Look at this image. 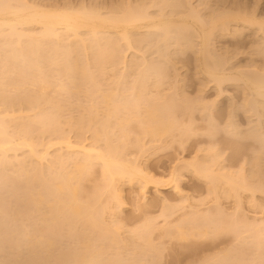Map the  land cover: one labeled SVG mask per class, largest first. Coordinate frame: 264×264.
I'll use <instances>...</instances> for the list:
<instances>
[{
	"label": "bare ground",
	"instance_id": "1",
	"mask_svg": "<svg viewBox=\"0 0 264 264\" xmlns=\"http://www.w3.org/2000/svg\"><path fill=\"white\" fill-rule=\"evenodd\" d=\"M33 1L30 2L28 0H0V90L1 91L2 90H7V91L15 90L16 91L17 89H23L25 85H27L28 83L29 85L30 84L32 85L33 87L32 90H35L33 101L38 104L37 106L36 104H34L35 105L34 110H36L37 108L38 110L34 112L35 114L32 113L33 115L31 117L29 116L31 118V119L29 118V120H31L29 121V123L33 121L39 124L41 130H44L48 126H49V129L51 130L50 127H52L53 124L60 125V122L57 120L59 118L55 119V121L57 120L56 121L57 124H55L56 122L53 120L54 118L52 119L53 115H51L52 113L50 110L54 109L52 107L56 105V108L57 107L59 108L55 110L58 111L59 109L62 108V106L63 108L65 107L64 103L66 102L63 103L64 99L63 100L61 99L62 100L61 103H63V105L60 108V106H58L60 99L58 100L56 97V99L58 100L57 101L55 100V97L52 98L48 96L47 94L48 90H50L52 86H55V85H52L53 80L55 82L56 80H59L60 82H58L59 85L55 87L56 89L52 88L51 90L55 89V92L57 91L58 94L60 93L63 96L64 94L68 95L70 93L83 92L85 94L84 98L89 97L88 99H86V101L90 102L89 103L90 105H88L87 107L88 109L87 112L89 113V115L91 113L89 117L92 120H90L89 123L91 124L93 122L96 124L97 119L101 118L99 117V115L96 116L97 115L96 112H99V110H101L100 116L104 115L103 116L104 119L103 117L101 118L103 119L102 122L100 120L102 124L101 126H104L107 129L109 128V130L110 128L111 130L114 129L115 131L119 129L118 133L120 134L115 132L116 134H118V136L116 134L114 136L117 137L115 139L117 140L119 139L120 144L122 143L120 147L124 146L123 142H125L124 140L123 142H120L122 141V139H120L121 137H123L126 140V138H128L129 136L132 139L133 136L136 135V138H135L136 142H134L133 144L131 143L130 139H129L130 142L128 140H127L128 142L127 141L125 142V144L126 143L132 144L130 146L131 147L133 146V148L136 147L135 150L136 149L138 150L136 155H138V152L139 153L141 152L140 154H143V151L146 149V146L148 147V145L150 144H153V147H155L156 150L158 149L161 151L162 150L167 151L166 149H168L169 147H172L175 144H176L175 146H178L184 149L187 145V142L196 133V130H198L196 129L198 127L196 128L194 127V124H195L194 114L196 112L198 115L201 116L200 118L201 121H205L203 123L204 124L206 123V126H205L206 132H208L207 137L209 136L210 139L215 140L219 132V129H224L226 130L227 133L232 134V135H235V134L240 135V131L238 132V129H240L242 126L241 124L238 123L236 119L235 120L237 122L234 120L235 112L238 111L239 109L244 110L245 113L249 115V117L250 116L252 117V115L257 116L256 119L258 118L257 119L258 121L253 120V123L255 121V123L257 122V124L253 126L254 124H252L251 121L249 122L247 120L249 124H247L248 122L246 124L249 127L248 129L246 127L244 129H246L245 133L251 132L249 135L246 134L248 138L249 136L251 137L253 136V139L257 138L258 141L261 143V145L258 144V146L261 147L260 150L262 149L264 150V126L262 125L264 124V69L262 68V71L258 70L257 68H256L257 70H253L252 69L253 67L250 68L252 66L251 64H253V63L250 64V60H248L249 63L247 62L246 64H244V65L250 64L248 68L242 67V63L241 65H239L237 62L236 63L241 67H239L235 63L238 66L236 67V65H233L232 63L233 62L232 56L229 55L231 58L227 56L230 53H226L227 55H225V52L220 53V50L228 51L226 48L229 49V47H224L223 49H220L217 52L216 48L217 47L219 48V46L215 45L216 43L215 41H217L219 38L221 39L222 37L223 38L231 37V39L234 38V39L242 40V37H244V32L247 30H250L254 34V37L251 36L252 38H250L251 39L250 41L252 42V39L253 38L255 39V37L256 39L259 38L258 41L259 40L261 41L260 46L261 47L264 46V19L262 18L260 19L258 15H256L255 10L257 9L252 10L253 8L252 6H250L252 7L251 9L247 6V8H249V11L244 10L245 8L239 9L243 1H241L240 6H235V5L232 6V7L234 6L239 7L238 9L236 8L233 9L232 7L227 8V6L223 7L225 3L222 6L223 8H221L220 6H217L218 3L216 5L212 3L213 5H215L214 8L213 7L212 9L210 8L208 10L209 12H206L204 14L201 13L203 10L200 11V9L203 7V4L205 3L203 2V0H202L203 4L200 5V3L198 2L199 4L195 5V6L200 5L201 7L200 9L199 7L198 8L194 7L191 1H187L188 3L187 8L184 10H179L180 3L177 0L175 1H177L179 4V5L176 4L178 9H176L177 7L173 5L172 3L171 8H169L170 10L167 9L168 8L167 6H170V3L169 5L168 3L167 5L165 4L167 0L163 2V4L166 5L165 9L167 10H164L163 8L164 6L161 3L162 0H159L161 2L158 1V3L162 4L163 6V7L161 6L162 9L161 7L160 9L158 8L155 9V6L157 5L155 4L156 0L155 1L154 0H134V1L130 0V2L126 1L130 3L128 4L129 6L126 5L127 3L123 2L126 8H124L125 6L120 5V4L118 5L117 3V5L115 6H120V8L122 9L120 10L119 7H116V9L118 8L117 9L118 11H115L116 9L115 10L113 9L115 7L110 8L111 10L108 9L109 7H106L108 11L107 10L105 11L106 8L103 11L102 8L99 9V8L91 7L90 4L88 5L89 2L88 3L86 2L88 5L87 6L85 4H82L83 2L80 4L77 3L78 4L77 5V4L72 3L71 1L68 4L66 3L57 4L56 3L57 1L55 2V4L49 3L48 2L49 0L45 1L46 3H39L38 1L37 2L35 1L33 2ZM171 1L173 2L174 0H171ZM175 1H174V4H175ZM42 2L44 1L42 0ZM161 4H158L157 7H159V5ZM232 4L230 3V5ZM244 5L241 7H245ZM92 6H94V4ZM102 6L105 7V5H102ZM210 6L208 3L203 9L205 10L206 7L208 8ZM247 38L249 37H245L246 40ZM254 42L255 44L258 43L257 41H254ZM251 44L252 46L250 45V43L247 46H250L252 48L253 42ZM257 45L259 44H256V48L257 50H259V48L261 47L258 46L259 47L258 48ZM124 47H126V50L132 49V51H136V49H139L137 47L143 48V51L145 50L146 53L144 52L139 53L141 49L137 50L138 52L136 51L134 53L135 54L139 53V55L144 53L143 55L145 57L147 56L146 55L147 52H151V54L153 53L152 51H148L152 48L154 50V53H156L155 54L156 57L158 56L159 59L157 58L158 60L154 59L155 61L154 60L148 61L147 57L146 59L143 57L141 58L142 62L140 63H138V61L137 62L132 61L130 63L128 62L130 64L129 66L130 68L127 66L126 63H125L126 64L125 65L126 68H125L123 64V71H124V72L122 71L123 73H125V71L127 70V67L130 70L137 69L136 71L134 70L136 73L139 72L138 75H134L138 78L131 77L133 80L135 79L133 82V87L129 88L128 87L129 85L126 86L127 91L130 89V94L128 93L130 95L129 97H128L126 90H124L125 94H123L122 92V90L125 88L123 84L122 86L124 87L122 90L120 89L121 87L116 86L118 85L117 83H119L120 85V82L124 83V81H126V78H125L126 77L125 75H127L126 73L125 75L122 73L121 77H119V75L121 74L120 73L117 76L118 78L116 77L117 81L119 79V82H116L114 80L112 81V85L114 82L116 83V84L114 83L116 88L115 87L112 88V86L110 88L109 86L110 84H108L107 86L109 88H105V89H109V90L111 89L110 91L104 90L102 88L104 90L103 91L100 89L101 87L96 89L98 86L96 87L95 84L100 85V86L102 85L101 83L97 84L98 83L97 79L94 80L95 77L93 75H95L96 73L95 74H92L93 72L90 73V70H91L90 67L91 66L92 68L94 67V70L96 71L99 69L98 71H101V72H98V71L97 72L99 74L102 73L103 75H105L104 72L106 71H103V70L108 69L109 66H112L114 68L118 64L121 65L122 63H124L125 55L123 56V54H125L126 50L125 51L121 50ZM250 47L248 49H250ZM146 48H150V49L146 51ZM248 49H246L245 51H247ZM253 49L254 47L251 50ZM260 50L263 53L264 51L263 48H261ZM254 51L255 49L253 50V52ZM187 52L188 54L189 52L192 53L190 55L191 56L193 55L194 57L196 68L200 70V72L203 74V76H205V78L209 81V83H213L219 95H222V93L224 95V91L226 90L224 88V85L229 82H230L229 85L231 84V82H234L235 84H237L236 86L241 85L242 87L240 90L241 91L240 93H243L245 96L243 94L242 95L240 94L241 96L240 95L239 96L240 97L244 96L243 97L244 99L242 98L244 102L242 101L243 103L241 105L243 108L240 106L241 101L236 104L237 100L235 101L234 99L232 103L235 102V106L237 105L238 110L236 109V107H235V110L233 109L234 107L230 109L228 107L229 106L232 107V106L226 105L227 108L229 109L228 112L226 111L228 113L227 114L228 119L231 118L233 120L230 122H226L223 128H220L221 123H217L218 119L220 118H219V114H215L217 113L215 112L216 110L215 107L217 104L216 100H212V101L206 100V98L204 97L205 95L204 96L202 95L203 94L202 92L205 90L203 88H202L203 90L200 88V90L196 91V93H198V94L195 93L197 97L195 95L189 96L187 94L189 91L184 93V89L182 88L184 86L181 87L180 85L183 79L180 78L182 74L179 75L178 71H180V69L182 68L180 67L179 69L176 58L178 55L183 56ZM234 52H232L231 50V53H234ZM248 52L251 53L250 51ZM257 52L258 51H256V53ZM259 53L257 55L253 54V56L256 55V57H259L258 56ZM262 53L260 55H262ZM143 55H140V56H143ZM235 55L237 56L236 53L233 54L234 57ZM122 56H123V59H122ZM191 56H188V57H191ZM81 57H85L83 58L85 62L83 61L84 64L80 65L79 61ZM137 58L139 59L140 57H137ZM153 58H151V60ZM251 58H253L252 55H251ZM138 59H135V60H138ZM122 60L123 62H121ZM256 64H258V62ZM253 65L255 69L256 65L255 64ZM259 67H262V66H259ZM168 69L173 70L174 77H172V72H171V77H170V74H169L170 72L168 73ZM176 71L178 73H176ZM197 72L199 73V71ZM111 73H113V71ZM77 74L81 75L84 78V79L82 78L83 79L82 81H84V83L80 81L82 85H86L90 83V85L88 86L96 87V88L92 87L93 90L94 89L96 90L92 91L90 90L92 88H87V86H82L81 84L80 86L79 85L76 86L79 81L78 78L81 77V76L78 77ZM76 76L78 77L77 79H76ZM197 77H198V74H197ZM17 78L18 80L20 78L21 82L18 81ZM89 78L90 79L92 78L94 81L91 79L92 81L90 82ZM121 78L123 82L120 81ZM109 79H110V76H109ZM87 80H89V82ZM95 81H97V83H95ZM93 82L95 84H92ZM66 83H69L71 87L70 85H67ZM166 83L167 85H170V86H166L165 85ZM73 84H76V85H73ZM102 84L104 86V83ZM126 84H128V82ZM163 85L165 87H169L170 89L174 88L173 93L169 92L170 91L169 88H168L169 91L166 90L167 88L166 89L163 88L161 90ZM178 86L179 88L177 89ZM117 88H119V90L121 91V94L120 92H115L116 90L114 91V89H117ZM152 89L154 91L156 90L155 93L152 91ZM166 91L168 92V94ZM17 92L19 91L17 90ZM225 93L227 95V91ZM8 94L11 95V93H8ZM29 94H31V92H29ZM184 94L185 95L187 94V96H185ZM7 95L6 97L9 98V96ZM125 95H127L128 98L125 97ZM0 96H2V93ZM30 96H33V94L28 95V97ZM57 96L59 97L60 95H57ZM178 97L179 99L180 98L181 99L179 100ZM228 97H230V93L228 94ZM24 98L26 99L27 97H24ZM33 98L30 97L27 99L32 100ZM232 98L233 97H231L230 99ZM4 99H5V96H4ZM52 99H54L55 101V105L53 104V106L51 105L54 102L52 101ZM94 100H96V102ZM79 101H78V104H79ZM22 102H25V104L29 103L26 101H22ZM43 103H46L50 110L47 108H45L46 111L45 109H42V106L39 104L44 105ZM97 103L99 105H97ZM5 104H9V103L5 102ZM5 104L3 106H5ZM13 104H15V102ZM13 104H10V105H12V107H15L16 104L15 105ZM27 106L29 105L27 104ZM12 107L10 106L9 108V106L7 105L5 109L3 108L4 110L1 111L0 109V181L2 180L5 181L6 179L14 177L15 175L16 176L14 178L17 179L16 180L17 182L20 179L19 184H22L21 182L23 181V184L25 185L24 190L22 188H19V189H22L20 191L24 192L22 193L24 195H23V198L21 197L22 198L21 202H24L23 207L25 206L26 208L24 209L25 211H27L25 212L26 214L23 213V215H25V217L23 216L24 220L21 215L22 212L20 211L19 213L18 210H17L18 213L16 212V214H12V216H9L12 213L10 211L15 210L13 209V207L15 205H19V204H16L20 200L18 198L21 196V195L19 196L18 194H17L19 196L17 198L18 201L14 204V206L12 205L13 207L10 205L12 207L10 211H8L10 209V206H7L8 203L7 205H4V204L0 205V236L5 234L6 236L4 235L5 238L3 236V240L4 239L7 240L8 237L11 235V237L7 241L8 244L4 242L5 240L3 241L2 239H0L4 242V244H2V241L0 242L1 243L0 252H3V250L6 249V248H3L5 246L6 247L8 246L7 249L9 247H11L12 250L15 249L16 251L15 250L12 251L11 248H9L10 253L13 252L11 254V260H14L12 261V263L14 264H162L163 262L162 259H164L165 257L163 256L165 254L163 251L166 250L164 249L166 246L163 245L165 247L162 248V245H158V244L159 243L163 244V242H160V241L164 237L165 239L168 237V242L171 245H173L174 250L177 251L178 255L179 253L189 255V257L187 255V259L185 258L186 260L183 262V264H242L243 261L245 260L244 257L242 258L240 257L241 255H238L240 252L238 254H235L237 256L232 255L231 253L232 249H227V250L226 248L216 249L215 247L213 249L208 248L207 250L208 253H206L207 252L206 250H199L198 252H196L197 250L195 251V249L197 248L196 242H198V240L195 242V240L197 239L196 236L201 237L202 238L201 240H203L208 235H212L211 233H213V230L215 231L214 234L217 233L216 231H218L220 228L218 229L216 225L219 226L220 223L217 222V224H215L216 222L214 223V221L213 222L210 221L205 224L203 222V225L204 224L205 225L204 226L202 225L201 227V223H200V227H199L197 226V222H196L199 220V218L195 217L197 216L198 213L194 210H193L194 211L193 213L195 214L196 212L197 214L196 215L191 214V215H193L192 217H195L192 220L196 218L198 219L196 221L194 220L195 221L194 224L196 225L190 226L191 223L193 222L190 217H189V220L191 221V223L189 220L186 219L188 216H191L187 214L188 211L185 213L187 215H185L184 218L182 216L180 220L173 221L174 224H170L171 222L169 223V221L167 220L168 218L173 216V214L175 213V212L173 213V211L174 210L176 211L177 210L176 208L180 207L178 209L180 211L181 206H182V209H181L182 211L185 205L186 207L188 206V203H183V202H187L190 198L188 197V195L187 196L185 195L180 185V183L182 182V178L185 177L184 176L185 172H190L194 176H196L197 179L205 182V185H207L208 187L207 192L215 193L216 196L220 195L219 197H222L224 195H226V197L227 196L230 197L232 195V197L235 196V198L237 196L236 199H238V197H240L241 192H250L251 195L253 196L256 193H258L264 196V189L261 186L262 185L261 182L258 181L259 182L258 185L260 186H258L257 183H256L257 186H255L254 184L255 182L254 183L252 182V184L249 182V179L250 181H252L253 178L259 175V173L260 175L258 178H260L261 176L262 169L260 170L259 167L261 165L260 163H262V160L259 157L254 159L257 153L253 157V163L255 164L254 166L255 170L254 168H252L254 164L251 163L252 164L251 171L254 170V172L250 171L249 175H247V173L244 174V173L238 172L239 173L238 175L233 176L230 173L223 172V169L225 168V166L223 168L222 163L219 162V158H220L219 155L217 153L216 154L213 153V155H210V154L208 155L207 150H205L207 153L205 154L208 156H206L205 154L202 157L201 155L200 156L195 155L191 159H187V160L181 159L178 162L176 160L177 163L176 164L174 163L175 165H173L174 167H172V170L169 173L168 178H167L168 181L166 182H168L167 184H170L174 188L173 189L175 190L174 192L178 194L179 197H181V198H178L180 204L172 205L174 203H171L173 201H170L171 203L170 205L169 199L165 198L164 196V200L168 199V203L166 202V200H165V203L164 202L163 204L161 203L163 205V207H161L163 208V210L161 209L162 210L160 213L161 215H157L154 217L150 216V218L146 217L144 218L145 219L144 222L137 223L138 224L137 226L135 225L131 228L129 227L130 229L129 230L127 229V231H125L126 229L124 228L125 226L124 223L122 224L120 222L121 220L120 221L114 220V218L117 216V214H119L124 204V202H122L123 200L121 201V198L123 197V196L121 197V194H120L122 190L121 187H123V185H126V184H129L131 186L134 184H137L138 185L137 187L139 190L136 191V194L138 192L139 193L138 196H140V199L142 198L146 200L147 196L145 197V195L148 189L150 190V188L153 187V189L155 188V191L158 190L157 192H159V185L161 188L160 183H162V185L164 184L162 182V179L159 180L158 178L156 180L155 177L150 176L151 174L145 171L146 169H144L143 165H141L140 162L138 163V159H139L138 157L140 154L138 155V157L132 154L133 156H131L130 159L129 157L127 159V157H125L124 155L125 153L122 152L124 151V148L127 146V144L123 148H119V145H115L116 142L114 141L115 140L114 139L113 141L115 144H113L112 142L111 143L112 145H111L109 143L110 141H112L109 138L110 136L109 132L111 133V131L108 130V133H107V129H106V134H108L107 141L109 140L108 142L109 144L105 140L106 145H104L105 147L103 146V148L101 147V149L97 147H91L90 145H89L90 147H87V145L85 146L84 144H82L83 140L81 141L82 145L73 144L71 143V141L70 142L67 141L66 138H64L65 140L62 139L64 136L60 137L61 139L59 138V140L56 139L57 141L55 140L48 141L51 139L50 138L45 143H42L44 141L36 143L35 140L33 141L34 138L31 136L33 135L32 133L33 128L25 125L24 123L23 124L19 123V120L21 118L20 116L17 117L16 115L17 111H15L16 108L13 109ZM0 108L2 107L0 106ZM32 108H33V105H32ZM80 109L82 110L83 107ZM80 109L78 108L77 111H79ZM61 110L63 111L64 109H61ZM94 111L96 115L94 114ZM244 111H243V115L245 114ZM30 112H33V110ZM92 113L96 116V118L94 115H92ZM92 116L96 119L95 122H94L95 119H93ZM77 117H80L81 119V116H77ZM17 118H19V120ZM64 118L66 119V117ZM84 118L89 119L85 116ZM200 119L198 120L200 121ZM71 120L70 122L72 124ZM20 121H22V119ZM84 121H83V125H84ZM33 122L31 124L28 123V125H32ZM63 122H64V119H63ZM67 122L68 121H66V123ZM81 122L82 121L80 120L79 123L82 125ZM235 122L240 125L239 128H238V124H236ZM81 125H79L80 127L78 126L79 129L77 128L79 131H80V128L83 127V126L81 127ZM32 126H34V124ZM65 126L63 128H65ZM87 126L89 127L90 125H86V128ZM53 127L54 128L52 129H55V126ZM73 128H76V127H73ZM84 128H82L83 132L85 131ZM97 128H99L100 130L99 126L96 127V129ZM229 128H232V130H229ZM49 129L46 128L45 130L47 131ZM92 129L94 130L95 127ZM71 130L72 129H70V131ZM240 130L243 132L242 129ZM95 131L91 132L92 135L94 134ZM102 131H103V128L101 127V132ZM56 132L57 131H55V133ZM83 132H81V134ZM86 132H87V129H86ZM103 133H105V130L103 131ZM113 133L114 132H112V134ZM245 133L243 134L241 133V135H244ZM57 134L58 132L56 133V135ZM76 134H78V132ZM106 134L104 135L106 136ZM29 135L32 138H30ZM37 135H39V133ZM100 135L101 134H99L98 132L96 135H93V137L96 136L97 138H99ZM246 135H244V137H247ZM103 137L104 136H102V138ZM104 138L106 139V137ZM111 138L113 139L114 137H111ZM99 139H97V142ZM133 139H132V142L134 141ZM146 139L148 140L149 144L148 143L146 144L145 142ZM38 143H41V144H38ZM135 143L136 145L137 144L138 145L134 146ZM91 145L93 144L91 143ZM55 146H59L60 148L58 149L60 150L59 154L56 153L55 155L54 153L51 155V159H53L52 156L55 159V165L50 166V164H46L47 166H49V168H47V166H45L44 164V167L47 168V171L44 172L43 170L45 168H42L43 167L42 164L44 163L43 161L47 160V158L50 157V154H51L50 151ZM40 147L42 148L41 150L39 149ZM120 149H123V150L120 151ZM210 149L211 147L208 146V151ZM215 149L216 148L214 147L213 150ZM56 150H57L56 148H55V151L53 149L54 152H56ZM62 150L66 153L61 152ZM263 150L261 151L263 153H262V156L260 157L264 156ZM20 151H23V155L25 156V158L28 157L27 161L29 162L25 160L24 156L23 158L22 156L19 157V155H21L19 154ZM152 151H153V148H152ZM203 152H204V149H203ZM261 152L258 151V153H261ZM24 153L27 155H25ZM21 159L24 162L26 161V163H30L29 167H27L28 164H26L27 166H25L24 162ZM255 160L257 161L256 163L254 162ZM69 162L70 164H68ZM96 164H99V167H100L99 171H101L100 173L101 179L97 175L96 176L101 181H98V184L96 183V181L92 182L93 183L92 184L90 180L92 177L90 178V176L93 175L92 168ZM54 166H57L56 169ZM9 167H11L12 170L16 169L15 171L17 173L15 172L14 176L11 174L9 170H7V168ZM38 170L40 171V173L38 172ZM41 170L46 175L42 174L43 172ZM5 171L6 172L9 171L10 174L8 172L9 175L7 176ZM47 172L49 173L47 174ZM236 173H234V175ZM87 179H88V182L90 181V183L92 184L91 188H89L90 186L88 187V185L84 188L82 187L83 183L87 181ZM13 180L14 179L11 178V182ZM92 180L94 181V179ZM5 182H7L5 184L8 185V182L10 181L6 180ZM14 184L16 183L11 184L12 185L11 187H13ZM15 186H18V185H15ZM87 187L89 188V190L86 189ZM1 191L3 190L1 189ZM14 193H18V192L14 190ZM103 196H105V198H103ZM219 197L217 199H219ZM9 200L11 199L7 198L6 201H9ZM2 201H3L2 203H6L4 199ZM190 201L192 200L190 199ZM192 202H190V205L187 208L185 207V209H188L189 207L195 209V207H197V204L195 206L196 202L195 203L194 202L192 203ZM5 206L9 207V209L6 210L7 208L5 209ZM191 208H190L189 214L192 211ZM5 215H7V217ZM159 216H160V219L163 220L161 221V223L160 221L159 222L156 221L158 220L156 219V217L159 218ZM203 216L206 218V215H203ZM15 217H17L18 219L19 218L21 219L19 220L22 224V227L27 226V224H29L30 222L29 224L30 226L29 225L27 226L28 229L27 227H25L24 229L20 227V229L21 230L23 229V231L22 232L21 230L18 231L17 229L18 221L17 223L10 222L11 220L12 222H16V220L14 219ZM12 218L14 219V221ZM25 219L26 221L28 219L26 225L24 222ZM206 220L209 221L210 219H206ZM37 221L39 222L41 221L42 225H40L39 222L38 224L42 227H40L36 223ZM155 221L160 224H157ZM166 222L168 223L167 225H166ZM31 223L34 224V226L32 225V227H35V228L33 229L31 228ZM43 224H44V229H40V228H43ZM211 224H214V226H216L215 227L216 230L214 229V226ZM168 225L171 228H173V230L171 229L169 230L170 227ZM186 225H188V227ZM165 226L166 227L168 226L166 229L167 231L166 230H164L165 232L162 231L164 234L162 233L163 236L162 234L159 236L161 238L159 242H157L158 244H156L155 242H152L151 235L153 231H155L154 229L157 228V230L158 229L160 230V227L166 228ZM226 226H224V228L227 231ZM29 227L31 228V232H28L30 231ZM37 227L39 229H37ZM62 229H65V234ZM209 229H212V231ZM125 233L129 235H124ZM233 233H236V231ZM239 233L237 232L236 234L238 235ZM236 234L233 236L235 237ZM60 235L62 239H63V236L65 237V239L66 237L67 238L70 237L72 239L70 245H68L69 243L67 244L66 242H64L65 243L64 246L68 245V247L64 248V250L62 249L60 250V248L59 249L57 248V245L60 244L62 240L61 239L60 242H58L59 241L58 237H60ZM192 237L193 238L196 237L194 238L195 240ZM240 237H241L240 234L236 236V240L238 242L240 241V239H242ZM190 238H192L193 240V241L192 240L190 241L192 243H189ZM233 239L235 240V238H232V240ZM130 240H134V241L130 242ZM253 240H255L254 241L255 250L257 251V250L262 249L263 247L262 240H264V238L262 240H259L258 238L252 237L251 241ZM63 241L61 242V244L63 243ZM243 241H244L243 242L244 245L246 246L248 241L246 240H243ZM5 243L7 245H5ZM240 243L242 242L241 241L239 242V246H241ZM243 243H242V246H243ZM56 248L57 250H60V251H57ZM198 249L200 248L198 247ZM211 249L212 251L209 254V251ZM22 251H25V253L27 254L26 255L27 260L26 258L25 260H23L24 259L23 257H25V255H22L24 253ZM193 251L196 252L197 254L193 253ZM198 253L202 255V258H201V255H199ZM245 253H246V250H245ZM13 254L15 255L13 256L14 259L12 258ZM16 254H17V258H16ZM20 254L21 256H23L21 259H20L21 256H19ZM204 254H208V255L203 256ZM243 256H246V255H244L243 253ZM7 258L8 260L10 259L9 257ZM7 258H5V260ZM5 260L3 262H5ZM16 260H18L19 262L18 261L16 262ZM23 261H25V263H21ZM12 263L9 262V264H12ZM247 263L249 262L247 261Z\"/></svg>",
	"mask_w": 264,
	"mask_h": 264
},
{
	"label": "rangeland",
	"instance_id": "2",
	"mask_svg": "<svg viewBox=\"0 0 264 264\" xmlns=\"http://www.w3.org/2000/svg\"><path fill=\"white\" fill-rule=\"evenodd\" d=\"M28 1H33V0H28ZM35 2H39V3H46L45 1H48V0H43L44 2H42V0H34ZM33 1V2H34ZM57 1V2H56ZM58 1H60V2H58ZM63 1V2H62ZM66 1V2H65ZM72 2V3H74V4H77V3H82V4H85V5H87V3H88V5L90 4V6L91 7H94V8H102V10L104 11V9L106 8V7H109L108 9H110V8H113V7H115V8H113L114 10L116 9V7H119L120 8V6H115V5H117V3H118V5L120 4V5H123V6H125L124 4H123V2H125V3H127L126 5H128V4H130L129 2H130V0H49L48 2L49 3H54L55 4V2L57 3V4H64V3H66V4H68L69 2ZM79 1V2H78ZM126 1H129V2H126ZM134 1V0H133ZM155 1V0H154ZM153 1V2H154ZM158 1L159 0H156L155 1V4H157L156 6H155V9L156 8H158V9H160V7L162 6V4H163V2L165 1V0H162V2L161 1H159V2H161V3H158ZM167 1H169V2H167ZM166 2H165V4L167 5V3H168V5H169V3H170V6H167L168 8L167 9H169V8H171V4L173 3V5H175L176 6V4L177 5H179L178 4V2L177 1H179V3H180V8H179V10H184V9H186L187 8V1H191V3L193 4V6L194 7H199V9L201 8L200 7V5L201 4H203V2H208L209 3V6H210V4H211V6L210 7H206L205 8V10H207V11H205L203 8L208 4V3H206V5H205V3L203 4V7L200 9V11L201 10H203L201 13H206V12H209L208 10L211 8L212 9V7L214 8V6L217 4V6H220L221 8H223V7H225V6H227V8L229 7H232L233 5H235V6H240V4H241V1H243L242 2V4H241V6H243L244 4H245V2H246V4L244 5L245 7H241L240 6V8L239 7H232L233 9L234 8H236V9H244V10H246V11H249V8L251 9L252 7V10H255V9H257V10H255V12H256V15H258V17L261 19H264V0H203V2H202V0L200 1V0H177V1H175V4H174V1L172 2L171 0H167ZM217 1V2H216ZM227 1V2H226ZM245 1V2H244ZM87 2V3H86ZM91 2V3H90ZM95 2V3H94ZM200 3V5L199 6H195V5H197V4H199ZM202 2V3H201ZM94 4V6H92L93 4ZM116 3V4H115ZM215 4V5H213V4ZM226 5H225V4ZM230 3L232 4V5H230ZM235 3V4H234ZM238 3V4H237ZM250 5H249V4ZM92 4V5H91ZM109 4V5H108ZM158 4H161V5H159V7H157L158 6ZM165 4H163V8H164V10H167V9H165ZM223 4H224V6H223ZM78 5V4H77ZM87 5V6H88ZM99 6V7H97V6ZM102 5H105V7L104 6H102ZM151 5V4H150ZM183 7H182V6ZM229 5V6H228ZM101 6V7H100ZM129 6V5H128ZM174 6V7H175ZM223 6V7H222ZM247 6L249 7V8H247ZM250 6H252V7H250ZM104 7V8H103ZM122 7V6H121ZM162 7H161V9H162ZM177 7V6H176ZM124 8H126V6L124 7ZM154 8V7H153ZM172 8H173V6H172ZM108 9L106 8L105 9V11L107 10L108 11ZM112 9V10H113ZM118 9V8H117ZM115 10V11H118V10ZM176 9H178V7L176 8ZM111 10V9H110ZM120 10H122L121 8H120ZM124 10V9H123ZM170 10V9H169ZM211 11V10H210ZM261 16V17H260ZM250 30H247V31H245L244 32V37H242V40L241 39H231V37H229V38H227V37H222L221 39L219 38L218 40H219V42H218V40L217 41H215L216 43H215V45H217V46H219V48L217 47V46H215V47H217L216 48V50H217V52L220 50V49H223L224 47H229V49L228 48H226L228 51H226L225 49V51H223V50H220V53L222 52V53H224L225 52V55H227L226 53H230V54H228L227 56H232V59H233V65H236L237 63L239 64V65H241V63H242V67H249L250 66V64L251 63H253V64H255L256 66H255V69H254V65L253 64H251L252 66L250 67V68H252L253 70H261L262 71V68L264 69V55H263V53H264V51H263V53L261 52V48H263V50H264V46H260V40L258 41V39L259 38H257L256 39V37H255V39L253 38L252 39V42H253V47H254V49H255V53L253 52V50H251L252 48L250 47V46H247L249 43H250V45L252 46V42L250 41L251 39L250 38H252V37H254V34H253V32L252 31H250ZM247 35V36H246ZM252 36V37H251ZM245 37H249V38H247V40L245 39ZM231 40V41H230ZM239 40V41H238ZM257 41L258 43H256V44H259V45H257V47L259 46V47H261V48H259V50H257V48H256V44H255V42L254 41ZM234 41H236V42H238V43H236V42H234ZM234 42V43H233ZM241 42V43H240ZM244 42V43H243ZM219 44V45H218ZM244 47V48H243ZM250 47V49H248ZM137 48H139V49H141L140 51H139V53H142V52H144V53H146L145 52V50L143 51V48H140V47H137ZM139 49H136V51L137 50H139ZM145 49V48H144ZM148 49H150V48H146V51L148 50ZM246 49H248L247 51H245ZM121 50H126V47H124L123 49H121ZM231 50H232V52H234V53H231ZM123 51V52H124ZM132 49H127L126 51H125V54H123V52H122V54H123V56H124V63H122L121 65H117L116 67H112V66H109L108 67V69H105V70H103V71H106V72H104L105 73V75H103L102 73H98V72H101V71H96V70H94V67L92 68V66L90 67L91 68V70H90V73L91 72H93L92 74H95V75H93L94 77V80L95 79H97L98 80V83H97V81H95V83H97V84H99V83H101V85L103 86V84L102 83H104V86L102 87V86H100V85H96L94 82L92 83V84H95V86L97 87H93V88H96V89H98V88H100L101 90H109V89H105V88H109L107 85L108 84H110L109 86H110V88H111V86H112V88L113 87H115V85H114V83H113V85H112V81L114 80V81H116V82H119V79H118V81H117V76L119 75V77H121V75H122V73L124 72L123 71V64H124V66L127 64V66L129 67L130 66V62H132V61H138V63H140V62H142V60H141V58H145L146 59V57H147V59H148V61L150 60V61H153L154 59H157L158 58V56L156 57V53H154V50L151 48L150 50H148V51H152L153 53V55L151 54V52H147V56L145 57L143 54H140V55H143V56H140L139 55V53H137V54H135L134 52H136V51H132ZM248 51H250L251 53H249ZM256 51H258L257 53H256ZM259 51H260V53H259ZM138 52V51H137ZM242 52V53H241ZM245 52V53H244ZM246 52H247V54H246ZM237 54V56L235 55V57L233 56V54ZM259 53V57H256V55ZM262 53V55H260ZM135 54V55H134ZM149 54V55H148ZM190 54H192V53H190L189 52V54H188V52L185 54V55H183V56H181V55H178L177 56V58H176V61L178 62V66H179V69H180V67L182 68V69H180V71H178L179 72V75H181V79H183V81L180 83V85H181V87L182 86H184V87H182L183 89H184V93H186V92H188L187 94L190 96H192V95H195V93H196V91L197 90H200V88L202 89H205L201 94L206 98V100H208V101H212V100H216V107H215V112H217V113H215V112H213V113H215V114H219V118L220 119H218V117H217V119H218V122L217 123H221L220 124V128H223V126L225 125V123L226 122H230V121H232L233 119H231V118H229L228 119V111H229V109L228 108H233L234 110H235V107H236V109L238 108L237 107V105L235 106V102H233L232 103V101H233V99L236 101V104L238 103V102H240V106L242 105V103L244 102L243 100H242V98L245 96L243 93H240L241 91V85H238V86H236L237 84H235L234 82H231V84L229 85V83H227V84H225L224 85V88L226 89H224L225 91H224V95H223V93H222V95H219L218 94V91H217V89H216V87L213 85V83H209V81L205 78V76H203V74L200 72V70L198 69V68H196V65H195V62H194V57H193V55L191 56ZM232 54V55H231ZM252 55V57L253 58H251V55ZM253 54H256V55H254L253 56ZM138 55V56H137ZM123 56H122V59H123ZM188 56H191V57H188ZM229 56V57H230ZM249 58H248V57ZM133 57V58H132ZM137 57H140L139 59L137 58ZM153 57H155V58H153ZM83 58H85V57H81V59H80V61H79V64L81 65V64H84V59ZM151 58H153L152 60H151ZM191 58V59H190ZM231 58V57H230ZM131 59H133V60H131ZM135 59H138V60H135ZM159 59V58H158ZM157 59V60H158ZM236 59V60H235ZM82 60V61H81ZM131 60V61H130ZM178 60H180L181 61V63H180V61H178ZM183 60V61H182ZM234 60H235V62H234ZM248 60H250V64L247 66V65H244V64H246L247 62H248ZM84 61V62H83ZM125 61H127V62H125ZM155 61V60H154ZM83 62V63H82ZM121 62H123V60L121 61ZM129 62V63H128ZM184 62V63H183ZM237 62V63H236ZM258 62V64H256ZM126 63V64H125ZM236 63V64H235ZM249 63V62H248ZM237 64V65H238ZM185 65V66H184ZM236 65V67H238ZM122 66V67H121ZM177 66V67H178ZM184 66V67H183ZM259 66H262V67H259ZM127 67V70H129V71H125V73L127 74V75H125V73H123L126 77V81L128 82V84H126L127 82L126 81H124V83H121L120 82V85H119V83H117L118 85H116V86H118V87H121L120 89L122 90L123 89V87L125 86V88L122 90V92H123V94H125V91L124 90H126V86H128L129 88L130 87H133V82H134V80L131 78V77H133V78H135L136 76H134V75H138L139 74V72L138 73H136L135 71L137 70H130L129 68ZM239 67H241V66H239ZM261 68V69H259V68ZM111 70H110V69ZM125 68H126V66H125ZM125 68H124V70H125ZM257 68V69H256ZM97 69V68H96ZM116 69V70H115ZM172 69V68H171ZM174 69V68H173ZM93 70V71H92ZM109 70V71H108ZM170 69H168V73L170 74V77H171V72H172V77H174V72H173V70H170ZM108 71V72H107ZM113 71V73H111ZM123 71V72H122ZM195 71V72H194ZM197 71H199V73L197 72ZM117 72H119V73H117ZM177 71H176V73H178ZM182 72V73H181ZM197 72V73H196ZM131 73H132V75H131ZM134 73V74H133ZM91 74V75H92ZM197 74H198V77H197ZM61 75H63V74H61ZM88 75V74H87ZM112 75V76H111ZM116 75V76H115ZM131 75V76H130ZM200 75H201V77H200ZM77 76L79 77V76H81V75H79V74H77ZM76 76V79L78 78ZM86 76V75H85ZM84 76V77H85ZM104 76H106V77H104ZM109 76H110V79H109ZM186 78H185V77ZM90 77V76H89ZM117 77V78H116ZM83 77L81 76V77H79L78 79H79V81H78V83H77V81H76V83H77V85L76 84H73V85H76V86H80V84H81V82L80 81H82L83 79H82ZM114 78V79H113ZM131 78V79H130ZM136 78H138V77H136ZM92 79V78H91ZM90 78H89V80H90V82L93 80H91ZM112 79V80H111ZM171 79V78H170ZM17 80H18V78H17ZM89 80H87L88 82H89ZM93 80V81H94ZM125 80V79H124ZM131 80V81H130ZM16 81V80H15ZM18 81H20L21 82V80H20V78H19V80ZM87 81H85V82H87ZM111 81V82H110ZM120 81H122V78H121V80ZM130 81V82H129ZM169 81V80H168ZM184 81H185V83H184ZM58 82H60L59 80H56V82L53 80V84L52 85H55V86H52L51 88H50V90L52 89V88H55L56 86H58L59 85V83ZM80 82V83H79ZM83 83H84V81H82ZM123 82V81H122ZM56 83V84H55ZM63 83V82H62ZM107 83V84H106ZM131 83V84H130ZM67 85H70L69 83H66ZM116 84V83H115ZM122 84L124 85V86H122ZM82 85V84H81ZM88 85H90V83H88V84H86V85H82V86H87V88H92V87H89ZM166 86H170V85H167V83L165 84ZM179 85V86H180ZM205 87H204V86ZM106 86V87H105ZM179 86L177 87V89L179 88ZM236 86V87H235ZM32 87V85L30 84L29 85V83L27 84V85H25V87L23 88V89H17L19 92H17V90L15 91V93H14V91L13 90H10V91H7V90H0L1 91V93H2V96H0V99L1 98H3V99H1L0 100V106L2 107V108H0L1 109V111L2 110H4L5 109V107L8 105L9 106V108H10V106L12 107V105H10V104H13L14 102H15V104H13V105H15V107H12L13 109H15L16 108V110L15 111H17V113H16V115H17V117H19L20 116V118L22 119V121H20L19 120V118H17L18 120H19V123H21V124H25V125H27V126H30V127H32L33 128V130H32V133H33V135H31L34 139H33V141L35 140V142L37 143V142H42V141H44V142H42V143H45V142H47V140L48 139H50V140H48V141H52V140H55V141H57V140H59V138L60 137H63L62 139H64V138H66V140L67 141H71V143H73V144H76V145H80L82 142V144H84L85 146L87 145V147H97V148H100L101 149V147L103 148V146L104 145H106V143H105V140H106V142L108 143L109 142V140L107 141V135L108 134H106V127H104V126H101L102 124H101V122H102V120L104 119V115L103 116H100V114H101V110H99V112H96L97 113V115H96V113H95V111H94V114L96 115V116H98L99 115V117H103V119H99L98 117V119H97V121H96V116L92 113V115H94L95 116V118L93 117V119H95L94 120V122L96 121V124L95 123H89V121L90 120H92L89 116L91 115V113H90V115H89V113L87 112V107H88V105H90L89 103L90 102H87L86 101V99H88L87 97L86 98H84V96H85V94L83 93V92H78V93H70V94H64V96L63 95H61L60 93L58 94L57 93V91L55 92V89H53V90H51V91H53V92H51L50 90H48V92H47V94H48V96H50V97H55V100H59L60 102H59V104H58V106H60V108H61V106L63 105V103L64 102H66V103H64V108H63V106H62V108L61 109H64L63 111L61 110V109H59L58 111H56L59 107H57L56 108V105H55V101H54V99H52V101H54L51 105L53 106V104L55 105V106H53L52 108H54V109H52V110H50L49 108H48V105L46 104V103H43L44 105H42V104H39V105H41L42 106V109H45V108H47V109H49L50 111H51V115H55V116H57V117H53L52 116V119L55 121V119H57V118H59V119H57L59 122H60V125L59 124H57V120L55 121L56 123L55 124H57V125H54L53 124V126H55V129H52V128H54L53 126L52 127H50L51 128V130L49 129V126L48 127H46V128H48L49 130H41V128H40V125L39 124H37V123H35V122H33V124H34V126H32V125H28V123H29V121H31V120H29V118L33 115V114H35L34 112H36V110H38V108L36 109V110H34L35 108H34V104H36V106L38 105L37 103H35L33 100H34V94H35V90H32L33 89V87ZM70 87H71V85H70ZM162 87V86H161ZM238 87H240V88H238ZM84 88V87H83ZM93 88L92 89H90V90H92V91H95L96 89H94L93 90ZM103 88V89H102ZM116 88V87H115ZM129 88H127V89H129ZM163 88H167L166 90H168L169 91V87H165L164 85H163V87L161 88V90L163 89ZM169 88V89H168ZM187 88V89H186ZM29 89V90H28ZM49 89V88H48ZM164 89V90H165ZM172 89V88H171ZM170 89V91L169 92H172L173 93V89L171 90ZM202 89V90H203ZM207 89V90H206ZM20 90H21V92H20ZM23 90V91H22ZM25 90H26V92H25ZM32 90V91H31ZM83 90V89H82ZM103 90V91H104ZM111 90V89H110ZM109 90V91H110ZM116 90V91H115ZM119 88H117V89H114V91L115 92H120V94H121V91L119 90ZM129 91V92H128ZM126 90V92H127V94L129 93L130 94V89L129 90ZM152 91L155 93V91L152 89ZM227 91V95H226V92ZM8 92V93H11V95L10 94H6V93ZM13 92V93H12ZM24 92V93H23ZM29 92H31V94H29ZM33 92V93H32ZM167 92V91H166ZM165 92V93H166ZM1 93H0V95H1ZM4 93V94H3ZM19 93V94H18ZM21 93V94H20ZM57 93V94H56ZM82 93V94H81ZM97 93V92H96ZM104 93H106V92H104ZM107 93H109V92H107ZM230 93V97H228V94ZM14 94V95H13ZM33 94V96H30V97H32L33 99L32 100H30V99H27V98H30V97H28V95H32ZM76 94V95H75ZM80 95V96H78V95ZM99 94V93H98ZM101 94V93H100ZM128 94V97L130 96ZM167 94H168V92H167ZM169 94H171V93H169ZM187 94L185 95V96H187ZM196 94H198V93H196ZM243 94L244 96L243 97H240L241 95ZM6 95L7 96H9V98L8 97H6ZM57 95H60L59 97L57 96ZM76 97H75V96ZM232 95V96H231ZM240 95V96H239ZM4 96H5V99H6V101H5V99H4ZM12 96V97H11ZM14 96V97H13ZM17 96H19V97H17ZM21 96V97H20ZM47 96V95H46ZM68 96H69V98H68ZM188 96V97H189ZM196 97H197V95H195ZM194 96V97H195ZM225 96V97H224ZM11 97V98H10ZM23 97V98H22ZM24 97H27L26 99L28 100H26ZM56 97H57V99H56ZM61 97V98H60ZM65 97V98H64ZM80 99H79V98ZM125 97H127V95H125ZM127 97V98H128ZM231 97H233L232 99H230ZM68 100H67V99ZM71 98H73V99H71ZM76 98H77V100H76ZM85 100H84V99ZM191 98V97H190ZM208 98V99H207ZM7 99H9V100H7ZM14 99V100H13ZM24 99V100H23ZM63 100V103H61L62 102V100ZM71 101H70V100ZM178 99H179V97H178ZM181 99V98H180ZM179 99V100H180ZM193 99V98H192ZM210 99V100H209ZM231 101H230V100ZM244 99V98H243ZM12 100H13V102H12ZM16 100V101H15ZM31 102H30V101ZM57 100V101H58ZM80 100V101H79ZM100 100V99H99ZM98 100V101H99ZM7 103H9V104H5V102ZM9 101H11V102H9ZM22 101H26V102H29V103H26L25 104V102H22ZM75 101V102H74ZM78 101H79V104H78ZM95 102H96V100H94ZM243 101V102H242ZM3 102V103H2ZM32 102H34V103H32ZM42 102V101H41ZM77 102V103H76ZM83 102V103H82ZM179 102V101H178ZM231 102V103H230ZM19 103V104H18ZM31 103V104H30ZM70 103V104H69ZM72 103V104H71ZM74 103V104H73ZM82 103V104H81ZM228 103V104H227ZM5 104V106H3ZM27 104L29 105V106H27ZM46 104V105H45ZM61 104V105H60ZM67 104V105H66ZM69 104V105H68ZM233 104H234V106H233ZM22 105V106H21ZM32 105H33V108H32ZM97 105H99L98 103H97ZM228 105H231L232 107H228L227 108V106ZM19 106V107H18ZM76 106V107H75ZM85 106V107H84ZM224 106V107H223ZM239 106V105H238ZM30 107V108H29ZM70 107V108H69ZM80 109V108H82L83 107V112H82V110L80 109L79 111H77V109L78 108ZM242 107V106H241ZM4 108V109H3ZM73 108V109H72ZM228 110H227V109ZM243 108V107H242ZM24 109V110H23ZM56 109V110H55ZM68 109H70V110H68ZM90 109V108H89ZM32 111L33 110V112H30V111ZM48 110V111H49ZM54 110V111H53ZM66 110V111H65ZM68 110V111H67ZM225 110V111H224ZM238 110V109H237ZM45 111H46V109H45ZM227 111V112H226ZM243 111L244 110H242V109H239L238 111H236L235 112V117H234V120L236 119L237 121H238V123L239 124H241V128L240 129H242L243 130V132L240 130V129H238V132L240 131V135L239 134H235V135H232V134H229V133H227L226 132V130H224V129H219V132H218V134H217V136H216V138H215V140H212V139H210L209 138V136L207 137V133L208 132H206V123L204 124L203 122H205V121H201V116L200 115H198L197 114V112L194 114V117H195V124H196V126H195V124H194V127L196 128V127H198V128H196V129H198V130H196L195 128V130H196V133L191 137V139L187 142V145H186V147L183 149V148H180V147H178V146H175V145H173L172 147H169L168 149H170V150H168V149H166V148H164V149H166L167 151H161V150H156L155 149V147H153V144H150V145H148V147L146 146V149L148 150H144L143 151V154H140L139 152H138V155H139V157H138V155H136V153H137V149L135 150V148L136 147H134L133 148V146L131 147L130 145H132L134 142H136L135 140V138H136V135L135 136H133V142H132V139L130 138V136L128 137V138H126V140L123 138V137H121L120 139H122V141H120V142H123V140L126 142L127 140L130 142V140H131V143L132 144H129V143H126L127 144V146H126V144H125V142H123V144H124V146H126L125 148H124V151H122V152H124L125 154V157H127V159H128V157H129V159L131 158V156H133V155H136L139 159H138V163L140 162V164L141 165H143V167H144V169H146L145 171H147L149 174H151L150 176H152V177H155L156 178V180L159 178V180H161L162 179V182L164 183L163 185H162V183H160L161 184V188H160V185H159V192H157L158 190H156L155 191V188L153 189V187H151L150 188V190L148 189L146 192V195H145V197H146V200H144V199H140V196H138L139 195V193L137 192V194H136V191H138L139 189H138V185L137 184H134V185H129V184H126V185H123V187H121V192H120V194H121V201L122 202H124V204H123V207H122V209L120 210V212H119V214H117V216L114 218V220H116V221H120L122 224L124 223V228L126 229H124L125 231H127V229L129 230L131 227H133V226H137L138 224L137 223H142V222H144V218H150V216L152 217H154V216H157V215H161L160 213H161V211L163 210V208H161V207H163V202L165 203V200H166V202L168 203V199H169V203H170V201H173V202H171V203H174V204H172V205H177V204H180V202H179V200H178V198H181V197H179V195L178 194H176L174 191L175 190H173L174 188L170 185V184H167L168 182H166V181H168V175H169V173L171 172V170H172V167H174L173 165H175L179 160H183V159H191L193 156H200L201 155V157L206 153V151L205 150H207V152H208V155L210 154V155H213V153H217L218 155H219V162H221L222 163V166H223V168H224V166H225V168L223 169V172H227V173H230L231 175H233V176H236V175H238L240 172L241 173H244V174H246L247 173V175H249V172L251 171V163H253V157L255 156V154L257 153V155H256V157H254V159L255 158H257V157H259L261 160H262V163L264 162V156L263 157H260V156H262V153L263 152H261L262 150H260V146H258V144H260L261 145V143L258 141V139L257 138H255V139H253V136L251 137V136H249V138H248V136L247 135H249L250 133L248 132V133H245L246 132V129H244L245 127L248 129V127L249 126H247V124H249V122L251 121V123L252 124H254L253 126H255L256 124H257V122L255 123V121H258L257 119H256V117L257 116H255V115H252V117L250 116L249 117V115L248 114H246L245 113V111H244V113L246 114H244L245 115V117H244V115H243ZM42 112H43V110H42ZM54 112H55V114H54ZM62 112H64V113H62ZM65 112H66V114H65ZM70 112V113H69ZM79 113V115H78V113ZM87 113V114H85V113ZM219 112V113H218ZM19 113H20V115H19ZM29 113V114H28ZM31 113V114H30ZM33 113V114H32ZM61 113V114H60ZM72 113V114H71ZM99 113V114H98ZM57 114V115H56ZM60 114V115H59ZM70 114V115H69ZM85 114V115H84ZM51 115H49V116H51ZM62 115H63V117H62ZM68 115H69V117H68ZM237 115V116H236ZM23 116V117H22ZM30 116V117H29ZM77 116H81V119H80V117H77ZM84 116L85 117H87V118H89V119H86V118H84ZM254 116H255V118H254ZM28 117V118H27ZM62 117V118H61ZM64 117H66V119L64 118ZM73 117V118H72ZM74 117H75V119H74ZM247 117H248V119H247ZM27 120H26V119ZM72 121V124H71V122H70V120ZM82 118H83V120H82ZM250 118V119H249ZM31 119V118H30ZM63 119H64V122H63ZM84 119H85V121H84ZM198 119H200V121L198 120ZM48 120V119H47ZM61 120V121H60ZM77 120V121H76ZM78 120H79V122H80V120L82 121L81 123H82V125L78 122ZM88 120V121H87ZM98 120H99V122H98ZM100 120H101V122H100ZM197 120V121H196ZM235 120V121H236ZM249 122H248V121ZM253 120H255L254 121V123H253ZM25 121H26V123H25ZM49 121V120H48ZM66 121H68L67 123H66ZM83 121H84V125H83ZM220 121V122H219ZM236 121V122H237ZM32 122H30L29 124H31ZM87 122V123H86ZM98 122V123H97ZM235 122V123H236ZM248 122V123H247ZM62 123H63V125H62ZM78 125H77V124ZM89 123V124H88ZM238 123H236V124H238ZM247 123V124H246ZM68 124H70V125H68ZM204 124V125H203ZM238 124V128H239V125ZM251 124V125H252ZM24 125V126H25ZM66 125V126H65ZM74 125V126H73ZM79 125H81V127L82 128H86V125H90L92 128H94L95 127V129H96V127H100V130H99V128H97L96 129V131H95V129L93 130L90 126V128L92 129H90L88 126H87V132H86V129L84 128V132H83V129L82 128H80V131L78 130L79 129ZM94 125H96V126H94ZM98 125V126H97ZM251 125H250V127H251ZM263 126H264V124H262ZM23 126V125H22ZM57 126V127H56ZM65 126V128H63ZM70 126H71V128H70ZM76 127V128H73V127ZM79 126V127H78ZM101 127L103 128V131L105 130V133H103V131L101 132ZM205 127V128H204ZM78 128V129H77ZM105 128V129H104ZM70 129H72L71 131H70ZM73 129H75V130H73ZM115 129H117V128H115ZM59 130H60V132H59ZM61 130H62V132H61ZM82 130V131H81ZM91 130V131H90ZM108 130H109V128L107 129V133H108ZM113 130V131H112ZM111 130V128H110V130L109 131H111V133L109 132V134H110V136H109V138H110V140H112V141H110L109 143L111 144L112 142H113V144H115L114 143V141L116 142V144L115 145H119V148H123L124 146H122V147H120L121 146V144L119 143V139L117 140V139H115V138H117L116 136H114L116 133L115 132H117L118 133V130H114V129H112ZM195 130H194V132H195ZM221 130V131H220ZM229 130H232V128H229ZM55 131H57L58 132V134L56 135V133H55ZM76 131V132H75ZM92 131H95L94 132V134L93 135H96L98 132H99V134H101L100 136H99V138H97L96 136H94L93 137V135H92ZM208 131V130H207ZM250 131H251V129H250ZM49 132V133H48ZM78 132V134H76ZM81 132H83L82 134H81ZM112 132H114L113 134H112ZM31 133V134H32ZM39 133V135H37ZM51 133V134H50ZM53 133V134H52ZM55 133V134H54ZM241 133L243 134V133H245L244 135H246L247 137H244V135H241ZM40 134H42V135H40ZM61 134H63V135H61ZM104 134H106V136L104 135ZM118 134H120V133H118ZM118 134H116L117 136H118ZM48 135V136H47ZM54 135V136H53ZM61 135V136H60ZM80 137H79V136ZM91 135H92V137H91ZM133 135V134H132ZM209 135V134H208ZM30 136V135H29ZM30 136V138H32ZM49 136H51V137H49ZM102 136H104V137H106V139L104 138H102ZM79 137V138H78ZM111 137H114L113 139L111 138ZM132 137V136H131ZM244 137V138H243ZM92 138V139H91ZM119 138V137H118ZM193 138V139H192ZM248 138V139H247ZM38 139V140H37ZM57 139V140H56ZM61 139V138H60ZM97 139H99L98 140V142H97ZM103 139V140H102ZM115 139V140H114ZM130 139V140H129ZM253 139V140H252ZM257 139V140H256ZM65 140V139H64ZM83 140V141H82ZM114 140V141H113ZM211 142H210V141ZM82 141V142H81ZM94 141V142H93ZM118 141V142H117ZM127 141V142H128ZM257 141H258V143H257ZM97 144H96V143ZM104 143V144H102V143ZM145 142H146V144L148 143V140L146 139L145 140ZM91 143L93 144V145H91ZM108 143V144H109ZM119 143V144H118ZM165 143V142H164ZM198 143V144H197ZM199 143H201V144H199ZM211 143V144H210ZM38 144H41V143H38ZM81 144V145H82ZM95 144H96V146H95ZM149 144V143H148ZM90 145V146H89ZM112 145V144H111ZM138 145V144H137ZM136 145V143L134 144V146H137ZM213 147H212V146ZM130 146V147H129ZM208 146L209 147H211V149L208 151ZM105 147V146H104ZM128 147V148H127ZM174 147V148H173ZM191 147V148H190ZM214 147L217 149H215V150H213L214 149ZM55 148L57 149L56 150V152H54L55 151ZM138 148V147H137ZM152 148H153V151H152ZM172 148V149H171ZM180 148V149H179ZM207 148V149H206ZM213 148V149H212ZM40 150L42 149L41 147L39 148ZM53 149H54V151H53ZM53 149H51V154H50V157H48L49 158V160H48V158H47V160H45V161H43L44 163L42 164L43 165V167L42 168H45L44 167V164H45V166H47L46 164H50V166L51 165H55V159H54V157L52 156V158L53 159H51V155L52 154H54L55 153V155H56V153H58L59 154V151L60 150H58V149H60L59 148V146H55ZM128 149V150H127ZM163 149V148H162ZM182 149V150H181ZM203 149H204V152H203ZM63 150H65V149H63ZM61 151V152H64V151ZM121 150H123V149H120V151ZM130 150V151H129ZM259 152H261V153H258V151ZM52 151H53V153H52ZM135 151V152H134ZM155 151V152H154ZM184 151V152H183ZM257 151V152H256ZM264 151V150H263ZM127 152V153H126ZM148 152V153H147ZM210 152V153H209ZM64 153H66V152H64ZM152 153V154H151ZM19 154H21V155H19V157H21L22 156V158H23V151H20L19 152ZM25 154V153H24ZM131 154V155H130ZM133 154V155H132ZM150 154V155H149ZM207 154V153H206ZM205 154V155H206ZM259 154H261V155H259ZM25 155H27V154H25ZM76 155V154H75ZM127 155V156H126ZM130 155V156H129ZM208 155H206V156H208ZM24 158H25V156H24ZM27 158L28 157H26L25 158V160L27 161ZM142 158V159H141ZM50 159H51V161H50ZM22 160V159H21ZM28 160H30V159H28ZM52 160H54V161H52ZM175 160V161H174ZM176 160H177V162H176ZM260 160V161H261ZM23 161V160H22ZM26 161L24 162V164H25V166H27L26 164H28V166L27 167H29V164L30 163H26ZM251 161V162H250ZM259 161V162H260ZM27 162H29V161H27ZM51 162V163H50ZM255 163L257 162L256 160L254 161ZM53 163V164H52ZM175 163V164H174ZM262 163H260L261 165H262ZM68 164H70V162L68 163ZM247 164V165H246ZM254 164V163H253ZM259 164V165H260ZM57 165V164H56ZM97 165V166H96ZM96 165H94L93 166V168H92V176H90V180H91V183L92 182H95L96 181V183L98 184V181H101L100 179H101V171H99L100 170V167H99V164H96ZM243 165V166H242ZM260 165V167H259V169L261 170V176H260V178H258L259 177V175H260V173H259V175H257L255 178H253V177H251V178H253V180L252 181H250V179H249V182L252 184V182L255 184V186H257L258 184H259V182H261L262 183V188L264 189V163H263V165L261 166ZM59 166V165H58ZM254 166H255V164L253 165V167L252 168H254ZM53 167V166H52ZM55 167V169H56V167L57 166H54ZM245 167V168H244ZM47 168H49V166H47ZM47 168H45L43 171L44 172H46L47 171ZM96 168V169H95ZM99 168V169H98ZM247 169V170H246ZM7 170H9L10 172H11V174L14 176L15 175V170H12L11 169V167H9V168H7ZM12 170V171H11ZM41 170V171H42ZM98 170V171H97ZM225 170V171H224ZM254 170H255V168H254ZM254 170H252L251 172H254ZM8 171V172H9ZM42 171V172H43ZM229 171V172H228ZM243 171V172H242ZM6 172V171H5ZM8 172H6V174H7V176L10 174V172H9V174H8ZM38 172L40 173V171L38 170ZM41 172V173H42ZM42 173V174H45V173ZM237 172V173H236ZM239 172V173H238ZM17 173V172H16ZM38 173V174H39ZM49 172H47V174H48ZM234 173H236L235 175H234ZM42 174H40V175H42ZM252 174V173H251ZM46 175V174H45ZM100 177V179L97 177ZM16 176V175H15ZM14 176V177H15ZM184 176L185 177H183L182 178V182L180 183V185H181V189L184 191V193H185V195L187 196L188 195V197L195 203V206H196V204H197V207H195V209L194 208H191V207H189L188 209H185V207H186V205H185V207H184V211L182 210L181 211V209H182V206H181V209H180V211L178 210L180 207H178V208H176L177 210V213H176V211L174 210L173 211V213L175 214H173V216H169L170 218H168V220L167 221H169V223L170 224H174L173 223V221H178V220H180V218H182V216H183V218H184V216L185 215H191V214H193V215H196L197 213V216H195V217H198L199 218V220L196 218V219H194L195 221L196 220H198V221H196L197 222V226H199L200 227V223H201V227H202V225H203V222L206 224L207 222H213L214 221V223L215 224H217V222L218 223H220L219 224V226L218 225H216L217 227H218V229L220 230H218V231H216L217 233H215L214 234V230H213V233H211L212 235H208L207 237H205L203 240H201L202 238L201 237H198V236H196L197 237V239L195 240L194 238H196V237H192L194 240H195V242L198 240V242H196L197 244H196V249H195V251L196 252H198L199 250H208V248L210 249V248H215L216 247V249H219V248H226V250L227 249H232V255H234V256H237V255H235V254H238L239 252V254L238 255H241L240 257H244V259L246 260H244L243 261V263L242 264H264V240H262L263 238H264V196L262 195V194H258V193H256L254 196L253 195H251V193L250 192H241V194H240V197H238V199H236L237 198V196H236V198H235V196H233L232 197V195L230 196V197H226V195H224V196H222V197H219L218 195L216 196L215 195V193H209V192H207L208 191V187H207V185H205V182H203V181H201V180H199V179H197V177L196 176H194L192 173H190V172H185L184 173ZM14 177H11V178H13L14 180L11 182V178H9V179H6V180H8V181H10V182H8V185L11 183V184H13V183H16V184H14V186L13 187H11L12 185L10 184L9 185V187H8V185L7 184H5V183H7V182H5V181H0V198H1V202H0V205H7V203H8V205L7 206H14V204L18 201V199H20L16 204H19V205H15L14 207H16V208H14L13 206V209H15V210H12V211H10L11 209H12V207L10 206V209H9V207H7V206H5V209L6 210H8V211H10V212H12L11 213V215H9V216H12V214H16V212H17V210H18V212L20 213V211L22 212L21 213V215H22V218H23V216L25 217V215H23V213L24 214H26L25 212H27V211H25V209L24 208H26L25 206L23 207V203L24 202H21V199L23 198V195L24 194H22V193H24L23 191H20V190H24V184H23V181L21 182L22 184H19L20 183V179L18 180V182L16 181L17 179H15ZM94 177V178H93ZM92 179H94V181L92 180ZM96 179V180H95ZM186 179V180H185ZM263 182H262V181ZM16 181V182H15ZM259 181V182H258ZM4 183V184H2V183ZM85 183V184H84ZM83 183V188L84 187H86L87 185H88V187L89 188H91L92 186V184L90 183V181L88 182V179H87V181H85ZM95 183V184H96ZM100 183V182H99ZM256 183H257V185H256ZM260 183V184H261ZM2 184V185H1ZM90 184V185H89ZM15 185H18V186H15ZM23 185V186H22ZM2 186V187H1ZM172 188H171V187ZM258 186H260V185H258ZM5 187H7V188H5ZM14 187H16V188H14ZM86 188L87 190H89V188ZM5 188V189H4ZM10 188V189H9ZM19 188H22V189H19ZM1 189L3 190V191H1ZM134 189V190H133ZM6 190H8V191H6ZM13 190V191H12ZM14 190L16 191V192H18V193H14ZM153 190V191H152ZM12 191V192H11ZM19 192H21V193H19ZM154 192V193H153ZM155 192H157V193H155ZM134 193V194H133ZM209 193V194H208ZM20 196H18V195ZM211 194V195H210ZM15 195V196H14ZM156 195V196H155ZM9 196V197H8ZM10 196H12V197H10ZM151 196V197H150ZM164 196H165V198H168V199H165L164 200ZM16 197V198H15ZM19 197V198H18ZM22 197V198H21ZM137 197V198H136ZM163 197V198H162ZM192 197H193V199H192ZM219 197V199H217ZM6 198V199H5ZM7 198H9V199H11V200H9V201H6L7 200ZM18 198V199H17ZM103 198H105V196H103ZM139 198V199H138ZM154 198V199H153ZM157 198V199H156ZM4 199V201L6 202V203H2L3 200ZM13 199V200H12ZM190 199L187 201V202H183V203H188V206L190 205V202H192V201H190ZM200 199V200H199ZM242 199V200H241ZM143 200H144V202H143ZM147 200H149V201H147ZM152 200V201H151ZM161 202H160V201ZM181 200V199H180ZM237 200V201H236ZM13 201H15V202H13ZM151 201V202H150ZM219 201V202H218ZM147 203V205H146V203ZM192 202V203H193ZM241 202V203H240ZM2 203V204H1ZM11 203V204H10ZM13 203V204H12ZM20 203H21V205H20ZM149 203V204H148ZM162 203V204H161ZM171 203H170V205H171ZM176 203V204H175ZM191 203V204H192ZM147 206H145V205ZM149 205V206H148ZM151 205V206H150ZM183 205V204H182ZM18 206V207H17ZM145 206V207H144ZM184 206V205H183ZM187 206V207H188ZM192 206V205H191ZM2 207H4V206H2ZM186 207V208H187ZM190 208L192 209V211H191V213L189 214V212H190ZM162 209V210H161ZM164 210H165V208H164ZM173 210V209H172ZM196 211L195 212V214L193 213L194 211ZM24 211V212H23ZM171 211V210H170ZM188 211V213L187 214H185L186 212ZM202 211V212H201ZM15 212V213H14ZM17 212V213H18ZM132 213V214H131ZM130 214V215H129ZM182 214V215H181ZM184 214V215H183ZM172 215V214H171ZM180 215V216H179ZM193 215H191V216H188L186 219L187 220H189V217L191 218V220L193 219V218H195V217H192ZM199 215V216H198ZM203 215H206V218L203 216ZM6 217H7V215H5ZM15 216V215H14ZM127 216V217H126ZM132 216V217H131ZM123 217V218H122ZM129 217V218H128ZM162 217V216H161ZM4 218V217H3ZM9 218V217H8ZM7 218V219H8ZM204 218V219H203ZM13 219V218H12ZM15 220H16V222H12V220L10 221L11 223H17V221H18V223L20 222V220L17 218V217H15L14 218ZM14 219H13V221H14ZM156 219H158V220H156L157 222H159L160 221V223H161V221H163V220H161L160 219V216H159V218L158 217H156ZM163 219V218H162ZM185 219V220H186ZM206 219H210L209 221L208 220H206ZM23 220H24V218H23ZM194 220H192V222L193 223H191V221H190V223H191V225L190 226H192V225H196V224H194L195 223V221ZM263 220V221H262ZM7 221V220H6ZM27 221H28V219H27ZM27 221H26V219H25V225H26V223H27ZM155 221V222H156ZM24 222H22V223H24ZM38 222L39 221H37L36 223L38 224ZM156 222V223H157ZM238 222V223H237ZM8 223V222H7ZM17 223V225H18V231H20L21 229H20V227L21 228H25V227H27L29 224H30V222H29V224H27V226H25V225H23V226H25V227H22V224H21V222L18 224ZM40 223V225H42V223H41V221L39 222ZM155 223V224H156ZM160 223H157V224H160ZM187 223V222H186ZM189 223V222H188ZM198 223H199V225H198ZM233 223H234V225H233ZM121 224V225H122ZM168 223L166 222V225H167ZM204 224V225H205ZM250 224V225H249ZM32 225L34 226V224H32L31 223V228L33 229V228H35V227H32ZM36 225V224H35ZM39 225V224H38ZM39 225V226H40ZM203 225V226H204ZM211 225H213L214 226V224H211ZM226 225H228V226H226ZM233 225V226H232ZM30 226V225H29ZM37 226V225H36ZM38 226V227H39ZM169 226V225H168ZM167 226V227H168ZM187 227H188V225H186ZM216 226H214V229L216 230ZM224 226H226V228H227V231H226V229L224 228ZM37 227V229H39L40 227H42V226H40L39 228ZM130 227V228H129ZM157 227V226H156ZM166 227V226H165ZM167 227L166 228H161L160 227V230L158 229L157 230V228L156 229H154L155 231H153V233H152V235H151V241L152 242H155L156 244H158L157 242H159V240H160V238L161 237H159L163 232L162 231H164V230H166L167 229ZM170 227V226H169ZM230 227V228H229ZM31 228L29 227V229H30V231H28V232H31ZM190 228V227H189ZM23 229L21 230V232L23 231ZM27 229H28V227H27ZM40 229H44V224H43V228H40ZM173 230V228H169V230ZM213 229V228H212ZM212 229H209V230H211L212 231ZM221 229H223V230H225V231H223V230H221ZM229 229V230H228ZM233 229V230H232ZM36 230V229H35ZM63 230V232H64V234H65V229H62ZM168 230V231H169ZM238 230V231H237ZM167 231V230H166ZM236 231V233L238 232H240L239 234H240V238H242V239H240V241L243 243L244 241L243 240H246V241H248V243L246 244V246L244 245V243H243V246H242V243H240L241 244V246H239V242L236 240V236H238L236 233H233V232H235ZM63 232H62V234H63ZM165 232V231H164ZM127 233V232H126ZM124 234V235H129V234ZM227 233V234H226ZM164 234V233H163ZM163 234H162V236H163ZM236 234V236L234 237L233 235H235ZM260 236H259V235ZM5 235V234H4ZM4 235H2V236H0V239H2L3 240V236ZM6 236V235H5ZM5 236H4V238H5ZM63 236V235H62ZM66 236V235H65ZM211 236V237H210ZM263 238H262V237ZM2 237V238H1ZM8 237V236H7ZM7 237H6V239H7ZM11 237V235L8 237V239ZM167 237V236H166ZM252 237H254V238H258L259 240H262V242H263V247H262V249H260V250H257V251H259V252H257L256 250H255V245H254V241L256 240H253V241H251L252 240ZM59 239V241L58 242H60V240L62 239L61 238V235H60V237H58ZM68 238H70V237H68ZM67 237H66V239H65V237L63 236V239L61 240V242L63 241V243L61 244V242H60V244H58L57 245V248L59 249L60 248V250L62 249V250H64V248H66V247H68V245H70L71 244V238L70 239H68ZM192 238H190V240H189V243H192V242H190L191 240H192ZM232 238H235V240L233 239L232 240ZM8 239L7 240H3L4 242H6L7 243V241H8ZM167 239V240H166ZM165 239V237L163 238V239H161V241L160 242H163V244L162 243H159L158 245H162V248L163 247H165L164 249H166V250H164L163 252L165 253L163 256H165L164 257V259H162L163 260V262H162V264H183V262L187 259V255L188 254H183V253H179V255H178V253H177V251L176 250H174V247H173V245H171L169 242H168V237ZM205 239H206V241H205ZM2 240H0V242L2 241ZM67 240H69V241H67ZM2 241V244H4V242ZM10 241V240H9ZM132 241H134V240H130V242H132ZM193 241V240H192ZM233 241H234V243H233ZM251 241V242H250ZM64 242H66L67 244V246H64L65 245V243ZM140 242V241H139ZM5 243V245H7ZM1 244V243H0ZM237 244V245H236ZM61 245H63V246H61ZM163 245H165V246H163ZM235 245H236V247H235ZM4 246V245H3ZM61 246V247H60ZM172 246V247H171ZM8 247V246H7ZM7 247L5 246V247H3V248H6V249H4L3 250V252H0V264H9V262L10 263H12V261H14V260H11V254L13 253V252H11L10 253V250H9V248H11V247H9L8 249H7ZM161 247V246H160ZM198 247L200 248V249H198ZM235 247V248H234ZM57 248H56V250H57ZM168 248V249H167ZM170 248V249H169ZM173 248V249H172ZM247 248V249H246ZM176 249V248H175ZM212 249L209 251V254L211 253V251H212ZM244 249V250H243ZM11 250H12V248H11ZM15 249H13L12 251H14ZM60 250H57V251H60ZM66 250V249H65ZM240 250H242V251H240ZM245 250H246V253H245ZM6 251V252H5ZM8 251H9V253H8ZM16 251V250H15ZM22 252H24L25 253V251H22ZM175 252V253H174ZM196 252H194L193 251V253H195V254H197ZM7 253V254H6ZM22 254V255H25V257H23V256H21V254L19 255V256H21L20 257V259L23 257L24 259L23 260H25V258H26V253L25 254ZM176 253H177V255H176ZM192 253V254H193ZM206 253H208V251L206 252ZM243 253H244V255H246V256H243ZM4 254V255H3ZM180 254H182V255H180ZM199 254V253H198ZM184 255V256H183ZM199 255H201V254H199ZM208 254H204L203 256H207ZM2 256H3V258H2ZM13 256H15L14 254L12 255V258L14 259V257ZM177 258H176V257ZM186 256V257H185ZM7 257H9L10 259L8 260V258ZM181 257V258H180ZM183 257V258H182ZM188 257H189V255H188ZM249 257V258H248ZM2 258V259H1ZM5 258H7L6 260H5ZM16 258H17V254H16ZM19 258V257H18ZM174 258V259H173ZM176 258V259H175ZM186 258V259H185ZM201 258H202V255H201ZM20 259H19V261H20ZM167 259V260H166ZM248 259V260H247ZM5 260V262H3ZM11 260V261H10ZM26 260H27V258H26ZM180 260V261H179ZM8 261V262H7ZM18 260H16V262H17ZM18 261V262H19ZM165 261V262H164ZM176 261H177V263H176ZM247 261L249 262V263H247ZM3 262V263H2ZM179 262V263H178ZM21 263H25V261H23V262H21ZM12 264H14V263H12Z\"/></svg>",
	"mask_w": 264,
	"mask_h": 264
}]
</instances>
